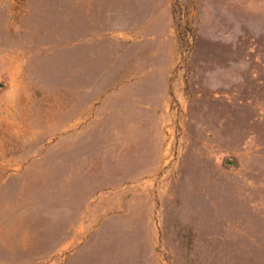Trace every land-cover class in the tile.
Listing matches in <instances>:
<instances>
[{
	"label": "rangeland",
	"instance_id": "obj_1",
	"mask_svg": "<svg viewBox=\"0 0 264 264\" xmlns=\"http://www.w3.org/2000/svg\"><path fill=\"white\" fill-rule=\"evenodd\" d=\"M0 264H264V0H0Z\"/></svg>",
	"mask_w": 264,
	"mask_h": 264
}]
</instances>
